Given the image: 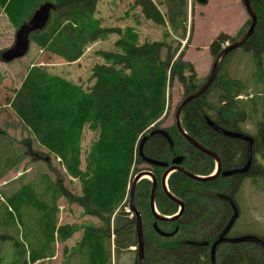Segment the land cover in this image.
I'll return each mask as SVG.
<instances>
[{
    "label": "trees",
    "instance_id": "1",
    "mask_svg": "<svg viewBox=\"0 0 264 264\" xmlns=\"http://www.w3.org/2000/svg\"><path fill=\"white\" fill-rule=\"evenodd\" d=\"M98 1L0 0V7L14 28L23 24L41 3H51L54 11L47 26L32 34L30 43L39 47L40 52L68 63L79 60L86 48L105 40L111 33L120 36L114 43L117 51L103 53L102 57L106 58L104 64L93 67V84L90 88L84 89L81 85L52 75L38 64H33L28 68L19 89L14 91L13 97L7 102V106L32 133L43 152L32 151L30 141L25 140L23 145L26 151L21 153L12 149V156L5 158L4 167H15L25 158L30 162L41 161L48 165L51 158H55L71 178L80 182L81 194L71 197L83 210V214L99 219L100 226L87 228L77 243L76 251L83 255L85 264H110L112 256L118 259L121 252L128 251L131 247L137 248L135 217L125 212V208L128 207L131 186L130 172L134 162L140 163L138 144L148 128L165 114L167 90L173 78L177 77L184 84L185 96L200 86L193 83L192 67L180 60L183 55H177L178 49L171 54L169 50H165L167 46L164 42L139 44L138 37L130 28L120 35L119 29L104 26L103 22L106 21L101 15ZM163 2L167 7L166 15L158 11L155 0H137L146 19L157 25L168 24L176 34H186L188 0ZM250 3L257 16V25L242 48L247 53L264 55V0H250ZM189 39L190 36L187 37V42ZM234 41L220 33L210 44L209 52L215 57L223 44ZM255 65L260 68V62L256 61ZM185 71L190 74L189 77L184 76ZM257 76H262L261 71L258 73L257 70ZM239 83L227 76L220 79L218 74L208 91L188 104L183 113L184 130L203 147L213 151L216 147V154L219 155L224 170L242 165L245 145L215 134L205 125L202 117L208 119V113L214 112L207 97L211 90L217 89L215 106L220 105L217 108V120L220 125L229 126V130H241L234 118L225 112L224 105L221 107L226 101L232 114L243 118L244 105L239 101L235 102L241 96ZM259 96L264 99V94ZM259 96H250L249 104ZM196 108L200 109L198 131ZM86 128L96 133L97 139L85 157L84 169H81V141ZM256 130L255 135L251 136L254 140L253 153L259 154L262 162L257 165L251 162L246 176L252 179L254 185L259 184L260 178L264 179V114ZM174 133L176 134L175 127L173 132L168 131L173 140V148L169 150L174 156H185V153L178 150L182 146L194 151L186 157L184 166L195 174L210 175L213 171L212 161L193 150ZM151 142L159 148L166 145L160 137H154ZM164 153L169 157V152ZM196 156L199 158L197 167ZM152 157L168 160L160 158V154ZM4 167L0 166V179L5 173ZM168 189L183 200L185 209L177 224L179 231L173 237L166 238L156 234L153 229V217L148 204L151 184L143 181L135 191V205L142 220L144 263L211 264L210 245L229 219L227 204L217 201L213 194L228 192V179L195 183L180 174H173L168 180ZM50 192L52 206L59 198H65L71 203L69 195L59 185L53 184ZM35 196L32 189L22 187L17 194L8 198L17 211H22L23 207L40 209V230L44 240L40 242V248L25 242L28 257L33 263L52 257L49 250L54 244L55 236L64 241L71 236L73 230L68 226L57 227L53 220L54 208L48 207L41 200L40 204L33 201ZM155 205L162 215L171 216L177 212V206L168 201L160 190ZM27 210L29 209H24L23 212ZM4 220L8 223L6 216ZM157 226L162 231L171 232L176 225L157 223ZM23 238L22 235L21 239ZM260 238L264 240V237ZM190 242L196 245L188 244ZM199 243H207L209 246L204 247ZM15 246L19 247L21 243L16 242ZM225 255V246L221 245L217 249L216 259L224 258Z\"/></svg>",
    "mask_w": 264,
    "mask_h": 264
},
{
    "label": "rangeland",
    "instance_id": "2",
    "mask_svg": "<svg viewBox=\"0 0 264 264\" xmlns=\"http://www.w3.org/2000/svg\"><path fill=\"white\" fill-rule=\"evenodd\" d=\"M97 4L106 21L103 22L104 26L119 29L120 35L125 29L130 28L138 37L139 44L164 42L167 46L165 50H169L171 54L178 49L177 55H183L180 60L192 67L193 83L196 85L203 84L209 75L214 59L209 52V46L215 38L223 33L234 41L249 26V17L241 0H205V4H200L197 0H188L186 34L181 32L176 34L168 24L157 25L146 19L137 0H99ZM155 6L160 13L167 14V7L163 0H155ZM16 30L17 28L10 24L0 7V54L13 45ZM188 36L190 39L187 42ZM119 38L118 34L111 33L105 40L86 48L81 58L72 63L40 52L39 47L32 42L23 58L9 64L0 61V166L4 167L5 158L12 156V149H17L21 153L26 151L23 145L25 140L30 141L32 151L43 152L32 133L7 106L14 91L19 89L28 68L38 64L48 73L88 89L93 84V67L104 64L106 58L102 57L103 53L117 51L114 43ZM228 44L230 42L223 44L222 47ZM243 50L247 51L243 48L237 49L226 57L221 65L219 78L224 79L227 76L229 79L238 80L241 89L239 95L243 98L239 101L247 103L251 100L250 96L264 94V55H254ZM256 61L260 62L259 69L255 65ZM257 70L258 73L261 71L260 78L257 76ZM189 75L187 71L184 72L185 77ZM217 94V89H213L207 97V101L213 106H215ZM184 96V84L177 77L173 78L167 90L165 114L158 122L161 128H168L170 132H173V128L170 127L174 123L176 108ZM263 100L262 96H259L253 101L254 109L248 108L246 121L241 125L242 132L252 137L257 131L256 124L264 114ZM237 101L238 99L235 100L236 103ZM208 115L210 116L209 113ZM96 139V133L87 128L84 130L81 141V169H84L85 157ZM254 162L256 165L262 162L259 154H254ZM49 163L46 165L41 161L30 162L28 158H25L15 167H4L5 173L0 179V264H85L83 255L76 251L77 243L87 228L100 226L99 219L84 215L83 210L71 197V195L78 197L81 194L80 182L71 178L55 158H51ZM145 169V164L134 162L130 181L132 182L135 175ZM145 179L148 180V178ZM258 182V185H254L249 177L244 178L241 185H238L236 180L232 182L234 201L239 216L231 229L230 237L244 235L264 237V179L260 178ZM53 184L59 185L69 195L71 203L65 198H59L52 206L50 189L53 190ZM22 187L34 191L36 196L33 201L36 200L40 204L41 200L48 207L54 208L53 220L57 227L68 226L73 229L71 236L64 241L55 236L54 244L49 250L53 256L40 262L33 263L29 259L28 248L25 246V242L28 245L30 242L32 247L40 248V242L44 240L40 230V209L23 207L22 211H17L16 206L8 199L17 194ZM24 209L29 210L23 212ZM5 216L8 223L4 220ZM9 228L11 231H8ZM28 232H30L29 235ZM21 234L24 237L23 240ZM16 242H20L21 246H15ZM251 248L254 256H263L259 248L253 245ZM136 260L137 251L135 247H131L128 251L121 252L118 259L112 256L110 264H137Z\"/></svg>",
    "mask_w": 264,
    "mask_h": 264
},
{
    "label": "water",
    "instance_id": "3",
    "mask_svg": "<svg viewBox=\"0 0 264 264\" xmlns=\"http://www.w3.org/2000/svg\"><path fill=\"white\" fill-rule=\"evenodd\" d=\"M200 4H205V0H197ZM242 4L244 7L245 12L247 13L249 17V26L247 28V31L245 34L241 35L238 39H236L234 42L230 43L228 46L224 48L213 60L210 72L208 77L206 78L205 82L194 92H191L189 95L185 96L180 104L178 105L174 118H175V126L176 130L178 131V134L187 142L188 145L193 147L195 150L200 152L201 154H204L205 156L212 159L214 163V170L211 175L209 176H202V175H196L192 172L188 171L187 169L180 166L182 158H174L172 160V164L168 167L166 163H162L160 161L155 160H149L143 158V160L150 164L157 167L167 168L166 171L162 174L160 182L158 183L156 180V177H154L149 172H140L138 173L134 179L132 180V184L130 187L129 192V210L132 212L135 216V229H136V236H137V264H144V248H143V239H142V222L141 217L138 212H136L134 208V193L136 190V186L139 183V181L147 177L151 181V191L149 194V208L152 217L154 218L155 222H174L176 221L182 211H183V203L175 197L168 189L167 187V180L169 176L173 173H181L184 177L188 178L191 181L198 182V183H207L215 180L220 175V164L218 161L217 156L207 149L206 147H203L199 143H197L194 139H192L184 130L182 123H181V117L183 114V111L185 107L190 104L191 102L199 99L202 97L210 88L211 84L215 80L218 74V70L221 64L222 59L226 56H228L233 51L242 48L251 38L252 33L256 27L257 24V17L255 16L250 4L247 0H242ZM54 11V6L49 2L41 3L31 14V16L27 19L26 22L21 24L18 29L16 30L15 36H14V43L13 45L2 51L0 54V61L4 64H9L15 60L23 58L26 53L28 52L29 45H30V36L36 32L42 31L48 24L51 12ZM208 125H210L214 130H216L219 134L225 137L229 138H236L243 141L246 145V160L244 165L240 169H234V170H227L226 172H223L221 176L223 177H229V176H235V175H241L244 176L250 168L251 163V154L253 151V144L254 140L252 137L242 134V133H234V132H225L222 130L217 129L213 126L212 123L209 121L207 122ZM154 134H159L165 138L169 142L170 145H172V140L168 136V134L161 129L155 130L150 133V136ZM146 137H143L140 140L139 147H138V153L141 156L142 155V145L146 141ZM158 186L161 188L163 194L168 198L170 201L174 202L178 205V211L176 215L174 216H165L156 210L155 207V195L157 193ZM221 201L227 202L231 208H232V216L225 225L224 229L221 231V233L218 235L217 239L212 243L210 249H209V258L211 263H214L217 248L221 244H237V243H248L251 245H254L256 247H259L264 252V240L261 238H258L253 235H244L240 237L235 238H227L226 235L234 225L235 221L237 220L239 214L238 211L234 205V203L231 201L230 197L226 195H219L218 197ZM156 223L153 224V227L155 228L156 232L164 237L172 236L176 233V229L171 234H164L160 230L157 229ZM192 245H196V243H188ZM199 245L207 246V243H199Z\"/></svg>",
    "mask_w": 264,
    "mask_h": 264
},
{
    "label": "flooded vegetation",
    "instance_id": "4",
    "mask_svg": "<svg viewBox=\"0 0 264 264\" xmlns=\"http://www.w3.org/2000/svg\"><path fill=\"white\" fill-rule=\"evenodd\" d=\"M251 99V98H250ZM245 100H247V99H245ZM223 102V101H222ZM239 103L240 104H242V105H244V108H243V118H240L241 116H237V115H233L232 114V110H229V106H228V104H227V102L226 101H224L223 102V104H221V107L224 105V108H225V112L227 113V114H229L230 116H232L233 118H234V121L236 122V124H237V126L239 127V128H241V125H243L244 123H245V121H246V118H247V110H248V108L249 107H251V108H253V102L251 103L252 105L251 106H249V102H247L246 103V101H239ZM187 107V106H186ZM185 107V108H186ZM214 107V112L212 113V114H210V116H208V119L204 116V117H202V121L205 123V125L210 129V130H212L215 134H217V135H220V136H222L221 134H219L216 130H214L210 125H208V121L210 122V123H212L213 124V126L214 127H216L217 129H219V130H222V131H225V132H234V133H242V134H246V133H244V132H242V130H239V131H234V130H229V129H231L229 126H225V125H220V121H218L217 120V117H216V113H217V108H220V105L218 104L217 105V107L216 106H213ZM254 109V108H253ZM185 112V109H184V111H183V113ZM263 116V115H262ZM199 121H200V109L199 108H196V131H198V128H199ZM262 121V117H261V120L256 124V128H258V125H259V123ZM223 123H226V120H223L222 121ZM182 123H183V116H182ZM183 126V125H182ZM173 127H175V130H176V126H175V118H174V123H173V125L170 127V128H173ZM158 129H161V130H164V131H166V133H168V128L167 129H164V128H161L160 126H159V124L157 123V124H155L150 130H148V131H146L144 134H143V136H142V138L143 137H146L147 139H146V141H145V143L142 145V155L140 156L139 155V153H138V156H139V159H140V163H143V164H145V166H146V169L145 170H142L141 172H149L150 174H152L154 177H156V180H157V182L159 183L160 182V179H161V176H162V174L166 171V169L167 168H162V167H157V166H154V165H150V164H148V163H146L144 160H143V158H145V159H151V160H155V161H160V162H162V163H166L167 164V166L169 167L171 164H172V160L174 159V158H178V157H180V158H182V161H181V164H180V166H182L183 168H185V169H187L185 166H184V161H185V159H186V157H188L190 154H192V153H194V151H192V150H189L188 148H185L184 149V146H182V148L180 149V148H178V150L179 151H181L182 153H185V156L184 155H176V156H174V154L169 150V149H172L173 148V140H172V138H171V136L168 134V136L171 138V140H172V145H170L169 144V142L167 141V140H165V138L163 137V136H161V135H159V134H154V135H152V136H150V133L151 132H153V131H155V130H158ZM174 135H176L178 138L180 137V138H182L179 134H178V131L176 130V134L174 133ZM248 135V134H247ZM154 137H160V138H162L164 141H165V146H163V147H158L156 144H153L154 142H151V141H153V138ZM222 137H224V138H227V139H232V140H236V141H240V142H242L244 145H245V143L243 142V141H241V140H238V139H235V138H229V137H225V136H222ZM141 138V139H142ZM182 140L184 141V142H186L183 138H182ZM149 142V143H148ZM187 143V142H186ZM190 146V145H189ZM139 147V146H138ZM191 147V146H190ZM191 148H193V147H191ZM193 150H195L194 148H193ZM214 150L215 151H213V150H210V151H212L216 156H217V158H218V161H219V164H220V167H221V160H220V158H219V155H217L216 153V150H217V148L216 147H214ZM161 151H163V152H161ZM195 151H197V150H195ZM164 152H169L168 154H169V157H168V155L166 154V153H164ZM198 152V151H197ZM200 153V152H199ZM157 154H160V158H163V159H168V160H162V159H158V158H156V157H152V156H155V155H157ZM204 155V154H203ZM205 156V155H204ZM207 157V156H206ZM209 158V157H208ZM210 159V158H209ZM244 160H243V163H242V165L241 166H238V167H235V168H233V169H229V170H234V169H240L243 165H244V163H245V160H246V145H245V157L243 158ZM211 161H212V159H210ZM251 162L253 163L254 162V153H253V151H252V154H251ZM212 163H213V161H212ZM197 166H199V158H198V156H196V167ZM213 166H214V163H213ZM250 166H251V163H250ZM156 169H159L160 171H156ZM250 169V168H249ZM188 170V169H187ZM188 171H190V170H188ZM227 170H224L222 167L220 168V175L215 179V180H217V179H228V185H229V187H230V189L228 190V192H224V193H216V192H214V194H213V198H215L217 201H220V202H224V203H226L227 204V206H228V208H229V219L231 218V216H232V214H233V212H232V208H231V206L227 203V202H225V201H221L218 197H219V195H226V196H228V197H230V199H231V201L234 203V205H235V201H234V191H232V189H231V187H232V182L234 181V180H236V183L238 184V185H241V183H242V181H243V179L244 178H247L246 176H247V173L244 175V176H241V175H235V176H229V177H223V176H221V174L223 173V172H226ZM191 172V171H190ZM193 173V172H192ZM173 174H180L183 178H185V179H187V180H189L188 178H186V177H184L181 173H173ZM173 174H171V175H173ZM193 174H195V173H193ZM171 175L169 176V178L171 177ZM196 175H198V174H196ZM146 177H144V178H142L140 181H139V183H141V182H143V181H146V182H149L150 184H151V181H150V179L148 178V180L147 179H145ZM169 178H168V180H169ZM168 180H167V185H168ZM191 181V180H190ZM192 182H194V181H192ZM195 183H198V182H195ZM161 191L162 192V190H161V188L158 186V189H157V193H158V191ZM157 193H156V195H155V203H156V197H157ZM149 194H150V192H149ZM162 194H163V192H162ZM164 195V194H163ZM165 196V195H164ZM198 193H196V200H198ZM134 197H135V193H134ZM165 198H166V196H165ZM178 198V197H177ZM166 199H168V198H166ZM182 203H183V206H184V208H183V211H184V209H185V203L183 202V200L182 199H180V198H178ZM168 201H170L169 199H168ZM171 203H173V204H175L174 202H172V201H170ZM148 204H149V202H148ZM176 206H177V211H178V205L177 204H175ZM155 207H156V205H155ZM235 207H236V205H235ZM134 208H135V210H136V212H138L139 213V211L137 210V208H136V205H135V198H134ZM236 209H237V207H236ZM149 211H150V208H149ZM183 211H182V213H181V215H180V217L176 220V221H174V222H170V223H167V222H157V223H162V224H175L176 226L174 227V230L176 229L177 231H176V233L179 231V228H178V226H177V224H178V221H179V219L181 218V216H182V214H183ZM140 214V213H139ZM174 215H176V213L175 214H173V215H171V216H174ZM132 216H134V214L132 215ZM166 216V215H165ZM135 217V216H134ZM229 219H228V221H229ZM135 221V220H134ZM227 221V222H228ZM236 222V221H235ZM154 223H156L155 222V220H154V218H153V224ZM157 223H156V227H157V229L158 230H160L162 233H164V234H171L172 232H174V230L173 231H171V232H169V231H162L161 229H159L158 228V226H157ZM152 224V225H153ZM227 224V223H226ZM235 224V223H234ZM234 226V225H233ZM233 226H232V228H233ZM225 227V226H224ZM224 227L222 228V230L224 229ZM231 228V229H232ZM153 229H154V231L156 232V230H155V228L153 227ZM231 229H230V231L227 233V235H226V237L227 238H229V239H231V238H235V237H239V236H234V237H230L229 235H230V233H231ZM143 230V229H142ZM221 230V231H222ZM135 231H136V229H135ZM221 231H220V233H221ZM175 233V234H176ZM219 233V234H220ZM156 234H158L157 232H156ZM174 234V235H175ZM218 234V235H219ZM159 235V234H158ZM174 235H172V236H167V237H173ZM161 236V235H160ZM161 237H164V236H161ZM218 237V236H217ZM164 238H166V237H164ZM217 239V238H216ZM215 239V240H216ZM212 245V244H211ZM211 245H210V247H211ZM221 245H224L225 246V253H226V255H225V257L224 258H218V259H216V256H215V260H214V263H211V261H210V263L211 264H221L222 262H225V264H264V252L262 251V249H260L259 247H257V248H259L261 251H262V253H263V256H261V257H256V256H254V255H251V256H249L248 254H252L251 252H252V248H251V246L252 245H250V244H248V243H237V244H221ZM221 245H219L218 246V248L221 246ZM207 246H209V245H207ZM207 246H204V247H207ZM254 246V245H253ZM256 247V246H255ZM144 248V247H143ZM217 248V249H218ZM210 249V248H209ZM136 262H137V260H136ZM145 264V263H144Z\"/></svg>",
    "mask_w": 264,
    "mask_h": 264
},
{
    "label": "bare ground",
    "instance_id": "5",
    "mask_svg": "<svg viewBox=\"0 0 264 264\" xmlns=\"http://www.w3.org/2000/svg\"><path fill=\"white\" fill-rule=\"evenodd\" d=\"M247 1H248V3L250 4V6H251V8H252V10H253V12H254V9H253V7H252V5H251V3H250V0H247ZM241 2H242V0H241ZM242 3H243V2H242ZM254 14H255V12H254ZM255 16H256V14H255ZM256 17H257V16H256ZM256 25H257V24H256ZM246 31H247V29L245 30V32H244L243 34H245ZM253 32H254V31H253ZM243 34H242V35H243ZM252 34H253V33H252ZM224 48H225V47H222V46H221V49H220V51H218V54H219L222 50H224ZM218 54H217V55H218ZM217 55H216V56H217ZM216 56H215V57H216ZM215 57H214V59H215ZM214 59H213V60H214ZM225 59H226V56H225V57L222 59V61H221V64H220V67H219V70H218V74H219V71H220L221 65L223 64V62L225 61ZM218 74H217V77H218ZM207 77H208V76H207ZM217 77L215 78V80L217 79ZM215 80L213 81V83L215 82ZM213 83H212V84H213ZM212 84H211V85H212ZM197 89H198V88H197ZM197 89H196V90H197ZM196 90H195V91H196ZM193 92H194V91H193ZM200 98H201V97H200ZM236 99H238V101H239V100H243V98H242L241 96H238ZM236 99H235V100H236ZM237 134H238V133H237ZM235 139H236V138H235ZM238 140H240V139H238Z\"/></svg>",
    "mask_w": 264,
    "mask_h": 264
}]
</instances>
